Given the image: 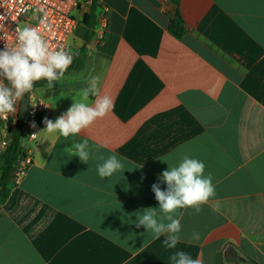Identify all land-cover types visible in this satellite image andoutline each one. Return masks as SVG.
Returning a JSON list of instances; mask_svg holds the SVG:
<instances>
[{"label":"crops","instance_id":"1","mask_svg":"<svg viewBox=\"0 0 264 264\" xmlns=\"http://www.w3.org/2000/svg\"><path fill=\"white\" fill-rule=\"evenodd\" d=\"M98 3L85 54L33 94L55 121L99 75L114 108L67 140L39 127L26 176L0 203V264H173L178 250L203 264H264V0ZM78 14L74 53L87 30ZM175 15L180 39L167 27ZM83 139L94 155H117L123 174L102 180L96 159L71 157ZM185 155L205 164L216 195L199 214L180 210L182 238L167 249L136 213L159 208L151 186L165 190L158 177Z\"/></svg>","mask_w":264,"mask_h":264},{"label":"clouds","instance_id":"2","mask_svg":"<svg viewBox=\"0 0 264 264\" xmlns=\"http://www.w3.org/2000/svg\"><path fill=\"white\" fill-rule=\"evenodd\" d=\"M15 31V42L5 43L4 49L0 50V119L5 121L16 113L18 102L33 92L36 82L44 80L47 88L52 89L55 82L65 79L74 57L79 55L63 47L53 48L35 27L23 26ZM100 79L99 75L90 77L87 86L77 92L78 99L73 98L72 105L55 121L44 117L46 128L43 131L58 133V138L67 140L111 112L113 99L109 95H101ZM90 97L94 100L90 101ZM31 126L35 128V122ZM32 137L35 138L36 134ZM67 151L71 157L78 156L85 163L96 159V171L102 180L116 173L123 174L126 170L123 161L115 154L107 157L94 155L96 150L90 147L88 139L73 142ZM158 179L167 185L165 190H161L158 183L151 186L159 208L150 207L136 213L135 224L137 228L143 226L152 240L166 237L163 245L167 249H176L182 238L183 213L180 210L192 209L199 214L202 206L215 197L216 189L211 173L205 175V164L187 155L178 165H169ZM191 239L199 241L200 234L193 232ZM169 259L173 264H203L201 259H193L183 250L174 252Z\"/></svg>","mask_w":264,"mask_h":264},{"label":"built area","instance_id":"3","mask_svg":"<svg viewBox=\"0 0 264 264\" xmlns=\"http://www.w3.org/2000/svg\"><path fill=\"white\" fill-rule=\"evenodd\" d=\"M92 4L93 0H0V50L4 49L5 43L15 42V30L21 25L40 30L53 48L66 49L68 38L77 24L74 13L89 12ZM107 14L108 10L104 7L100 14V20L104 23ZM41 81L36 82L34 87ZM25 96L28 98V104L23 118L20 112L21 100L18 102L16 113L10 115L6 121L0 119V153L9 145L17 119H23L20 152L9 178L13 186L21 182L32 164L33 147L39 129L38 115L47 114L50 110L48 104L39 100L33 92ZM33 122L35 128L31 126ZM34 134L35 138L32 137Z\"/></svg>","mask_w":264,"mask_h":264},{"label":"trees","instance_id":"4","mask_svg":"<svg viewBox=\"0 0 264 264\" xmlns=\"http://www.w3.org/2000/svg\"><path fill=\"white\" fill-rule=\"evenodd\" d=\"M101 7L98 3V0H93L92 7L90 8L89 13L84 14L82 18V24L87 28L86 33L83 37L84 45L81 47L79 51V57L85 54V44H87L94 36V16L96 15L97 9ZM168 31L176 38L180 39L182 34L184 33V24L179 15H175L168 22ZM46 83V81L39 82L34 88L39 87ZM46 117L44 114L38 115L37 118V126L41 127L43 123V119ZM23 119L19 117L17 119L12 138L10 140L7 148L0 153V203L4 202L8 196V192L10 189V173L13 168V165L19 156L20 152V144H21V125Z\"/></svg>","mask_w":264,"mask_h":264},{"label":"water","instance_id":"5","mask_svg":"<svg viewBox=\"0 0 264 264\" xmlns=\"http://www.w3.org/2000/svg\"><path fill=\"white\" fill-rule=\"evenodd\" d=\"M27 104H28V98L26 96L23 97L22 102H21V107H20V112H21V117H24V114L27 109Z\"/></svg>","mask_w":264,"mask_h":264},{"label":"rangeland","instance_id":"6","mask_svg":"<svg viewBox=\"0 0 264 264\" xmlns=\"http://www.w3.org/2000/svg\"><path fill=\"white\" fill-rule=\"evenodd\" d=\"M78 16L80 17L81 14L79 13ZM20 27H22V25H21ZM73 47H74V45H73ZM73 47H72V48H73ZM68 50H71V46L68 47Z\"/></svg>","mask_w":264,"mask_h":264}]
</instances>
